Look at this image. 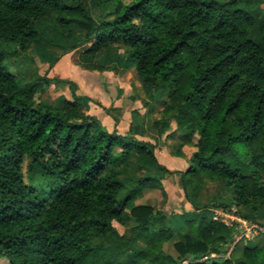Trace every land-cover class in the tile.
<instances>
[{
    "label": "trees",
    "instance_id": "trees-1",
    "mask_svg": "<svg viewBox=\"0 0 264 264\" xmlns=\"http://www.w3.org/2000/svg\"><path fill=\"white\" fill-rule=\"evenodd\" d=\"M95 2L110 6L99 18L83 0H0V264H264V239L238 257L220 256L236 229L208 216L188 219L177 255L167 253L172 230L152 232L164 212L135 203L163 175H129L132 161L172 173L155 146L133 127L107 131L75 83L71 99H38L52 80H28L6 63L32 61L31 46L52 45L34 26L49 14L61 36L81 31L89 70H105L98 54L124 48L148 99L167 94L158 135L181 131V144L196 148L183 186L199 197L205 181L220 182L230 190L225 206L264 217V13L252 12L264 0ZM26 157L46 183H26Z\"/></svg>",
    "mask_w": 264,
    "mask_h": 264
},
{
    "label": "rangeland",
    "instance_id": "rangeland-1",
    "mask_svg": "<svg viewBox=\"0 0 264 264\" xmlns=\"http://www.w3.org/2000/svg\"><path fill=\"white\" fill-rule=\"evenodd\" d=\"M66 1L75 3L78 0ZM83 1L89 3L95 18H99L110 8L105 3H96L95 0ZM252 12L254 15L263 14L264 4L253 8ZM34 26L47 34L52 45L31 46L28 54L32 57V61L20 58L8 59L6 63L10 70L28 80L35 74L52 80L45 91L37 95L38 99L54 101L58 96L71 99L73 94L71 85L75 83L76 93L84 96L82 103L87 113L95 116L109 132L128 134L129 128L133 127V131L137 130L140 133L136 134V138L153 144L158 161L172 171L170 174H163L156 169L139 168L136 161H132L129 168V175L151 174L159 178L163 175L156 185L145 188L142 197L135 203L150 204L164 212L165 218L155 225L152 232L157 235L160 229L172 230V238L164 244L167 253L177 255L174 243L181 240L182 234L188 231L186 221L201 216L212 217L235 227L234 239L226 248V252L220 255L222 257H238L246 246L263 242L264 217L261 214L248 217L251 214L236 205L225 206L230 202V190L220 182L205 181L199 197H195L190 188L183 186L181 171L188 167L196 148L191 144H181L185 142L180 137L183 133L181 131L158 135L154 121L162 116L167 94L156 93L154 99H148L133 63L125 57L124 48H118L113 53L98 54L95 62L104 65L105 70H89L83 65V51L87 44L83 42L80 30H75L71 38L61 36L52 14L36 22ZM58 43L63 44L64 47H56ZM172 128H175V123L172 124ZM179 148L183 153L181 156L174 154ZM28 164L29 159L26 157L23 164L26 183H46V180L39 175L32 176ZM126 220L127 227L134 225L129 210ZM114 225L120 233L124 232V226L117 222H114ZM203 260H207V257ZM1 262L7 261L3 258ZM187 262L189 260L184 261V264Z\"/></svg>",
    "mask_w": 264,
    "mask_h": 264
},
{
    "label": "built area",
    "instance_id": "built-area-1",
    "mask_svg": "<svg viewBox=\"0 0 264 264\" xmlns=\"http://www.w3.org/2000/svg\"><path fill=\"white\" fill-rule=\"evenodd\" d=\"M226 223V222H225ZM227 224V223H226ZM228 225V224H227Z\"/></svg>",
    "mask_w": 264,
    "mask_h": 264
}]
</instances>
